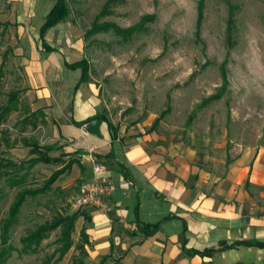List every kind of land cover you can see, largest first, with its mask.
I'll return each mask as SVG.
<instances>
[{
    "label": "rangeland",
    "instance_id": "rangeland-1",
    "mask_svg": "<svg viewBox=\"0 0 264 264\" xmlns=\"http://www.w3.org/2000/svg\"><path fill=\"white\" fill-rule=\"evenodd\" d=\"M200 1L65 0L83 31L88 79L118 125L115 130L125 125L136 134L153 135L158 145L191 152L207 190L219 192L235 180L228 176L233 163L252 166L259 159L264 166V0H202L199 19ZM10 2L0 0V106L10 96L19 106L0 121V243L2 220L15 194L43 185L69 159L57 153L62 161L25 163L35 156V146H50L49 155L56 143L49 124L22 123L30 104L13 54L20 39ZM222 70L227 83L213 97L223 84ZM82 183L69 169L45 193L26 197L9 230L13 250L3 264H75L79 258L91 264L88 253L77 248L81 218L61 259L55 252L58 229L35 251H20V238L29 230L80 209L73 201Z\"/></svg>",
    "mask_w": 264,
    "mask_h": 264
},
{
    "label": "crops",
    "instance_id": "crops-1",
    "mask_svg": "<svg viewBox=\"0 0 264 264\" xmlns=\"http://www.w3.org/2000/svg\"><path fill=\"white\" fill-rule=\"evenodd\" d=\"M9 1L20 39L13 54L23 71L24 95L30 104L26 111L40 109L45 120L40 125L52 128L56 148L49 155L65 153L76 159L70 171L83 183L114 186L107 210L85 209L90 216L86 223L90 263L108 256L104 264H264V247L222 248L239 240L264 241L261 161L240 167L238 161L233 163L228 176L235 180L230 187L210 192L191 152L158 145L153 135L136 134L125 125L113 132L101 121L99 135L88 132V122L80 124L96 115L106 117L113 129L118 125L102 106L95 83L80 82L81 69L69 66L86 59L82 29L67 9L65 18L45 31L46 43L42 42L40 26L56 0ZM111 150L113 157H104ZM115 159L126 166L129 178L115 167ZM94 165L104 170L97 172ZM139 223H158V229L146 236ZM195 249L213 250L185 251Z\"/></svg>",
    "mask_w": 264,
    "mask_h": 264
},
{
    "label": "trees",
    "instance_id": "trees-1",
    "mask_svg": "<svg viewBox=\"0 0 264 264\" xmlns=\"http://www.w3.org/2000/svg\"><path fill=\"white\" fill-rule=\"evenodd\" d=\"M202 13V0L199 3V9H198V17L201 18ZM67 14V7L65 0H56L53 7L48 11V13L45 15L44 22L40 26V39L43 42V35L45 31L49 28L57 24L59 21L63 20ZM231 22L229 18V23ZM5 24H8L5 22ZM45 42V41H44ZM46 43V42H45ZM70 67H79L81 69V78L80 82H86L88 80V64L86 59H82L78 62L72 63L69 65ZM226 74L225 71L222 70V82L223 84L219 88V93H216L213 97H217L220 95L221 91L225 88V85L227 83L226 81ZM204 102H202L203 104ZM201 104V105H202ZM200 105V106H201ZM18 108V99L14 96H10L6 104L3 106H0V121L2 118L8 114L12 110H17ZM97 118L100 119L103 122H106L107 127L113 132H116L115 128L113 129V125L106 119V117L102 115H96L94 117L88 118L85 121H83L80 125L83 123H87L91 121L92 119ZM44 113L37 109L35 111L29 112L26 116L22 118V123L24 125H30V127L35 128L38 124L44 123ZM51 150V147L48 146L46 148L41 149L38 146H35V156L27 159L25 163H28L29 166H33L37 162H57L62 161L60 156L57 157H50L47 152ZM104 157H113L112 150L106 154ZM97 159L101 158L100 155L96 156ZM76 162V159L69 158L66 162V164L62 165L59 169L55 170L49 178H47L43 185L36 187V188H23L19 190L14 197L13 202L11 203L8 215L2 220L1 224V243H0V264H3L6 258L9 256L10 251L13 250V247L8 243V237H9V230L11 226L16 221L17 213L20 210L21 205L26 200V197L31 196L35 197L36 195L45 193L52 185V183L65 171H68L73 163ZM14 164V163H13ZM115 167L118 169V171L123 175L125 178H129V173L126 168V166L118 161L114 160ZM18 165V164H14ZM20 165V164H19ZM23 166V165H22ZM4 167L3 164L0 163V178L4 174H2L4 170H2ZM23 177V176H22ZM20 179V178H15ZM15 180V182H17ZM82 217L83 218V224L79 230L80 235V241L81 243L77 245V248L79 251H81L83 254L87 255V252L85 250V245H89V238L88 234L86 233V223L90 221L89 214L85 211V209H77L71 213L67 214H56L54 217L51 218L49 221H45L44 223L38 224L33 229L29 230L24 236L20 238L21 242V252H31L35 251L36 247L39 245L40 241L47 237V235L56 229L59 230V235L57 238V243L59 244L58 248L55 249V252L58 253L57 259H61L63 254L71 247L73 240H72V233L75 230V222L76 220ZM141 231L146 236H150L154 234L158 229V223H139ZM186 229V228H185ZM246 245V246H256V247H264V241L257 240V239H249V240H239L235 241L230 245H223L222 248L226 247H232L235 245ZM213 249H208L205 251H199V250H185L189 254H199V253H207L211 254ZM108 256H104L101 261H99L96 264H104V262L107 260ZM75 264H84L82 259L79 258L74 261ZM40 264H47L46 262H41ZM113 264H117L113 262Z\"/></svg>",
    "mask_w": 264,
    "mask_h": 264
},
{
    "label": "built area",
    "instance_id": "built-area-1",
    "mask_svg": "<svg viewBox=\"0 0 264 264\" xmlns=\"http://www.w3.org/2000/svg\"><path fill=\"white\" fill-rule=\"evenodd\" d=\"M97 172L103 171L100 165H94ZM114 186L109 182H86L83 183L74 197V205L80 209L96 208L105 211L109 207V197Z\"/></svg>",
    "mask_w": 264,
    "mask_h": 264
},
{
    "label": "water",
    "instance_id": "water-1",
    "mask_svg": "<svg viewBox=\"0 0 264 264\" xmlns=\"http://www.w3.org/2000/svg\"><path fill=\"white\" fill-rule=\"evenodd\" d=\"M100 123H101L100 119H93L85 125V129L90 133H93L95 135H99L100 134L99 133Z\"/></svg>",
    "mask_w": 264,
    "mask_h": 264
}]
</instances>
